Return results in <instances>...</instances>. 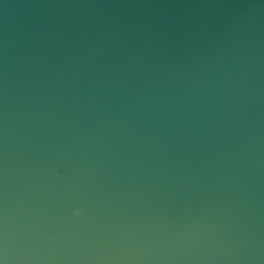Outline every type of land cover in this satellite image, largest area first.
Wrapping results in <instances>:
<instances>
[{
  "label": "water",
  "instance_id": "95a60500",
  "mask_svg": "<svg viewBox=\"0 0 264 264\" xmlns=\"http://www.w3.org/2000/svg\"><path fill=\"white\" fill-rule=\"evenodd\" d=\"M0 264H264V0H0Z\"/></svg>",
  "mask_w": 264,
  "mask_h": 264
}]
</instances>
